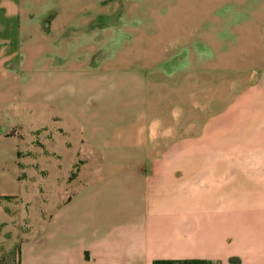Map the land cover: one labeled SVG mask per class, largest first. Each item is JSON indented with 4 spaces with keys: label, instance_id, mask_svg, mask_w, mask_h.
I'll return each instance as SVG.
<instances>
[{
    "label": "crops",
    "instance_id": "crops-1",
    "mask_svg": "<svg viewBox=\"0 0 264 264\" xmlns=\"http://www.w3.org/2000/svg\"><path fill=\"white\" fill-rule=\"evenodd\" d=\"M209 1L211 5L197 6L201 0H188L183 7L157 12L158 23L152 26L157 34L150 40L151 27L133 25V18L116 27L102 22L110 18L109 8H94L103 16L97 23L93 18L80 22L73 5L57 9L51 21H38L36 11L27 6L29 0H0V196L20 191V143L13 131L32 109L65 118L67 126L78 128L93 154L102 159L96 177L22 246L21 264H153L192 259L264 264V171L258 177L264 169V7L245 9L248 0L203 3ZM135 11L128 13L137 17ZM240 14L247 16L245 23L239 24ZM242 40L250 49L241 54L235 43ZM222 60L255 63L252 75L242 82L247 92L228 107L234 113L244 106L255 112V119L247 120L248 134L239 135L240 120H231L227 129L229 121L215 116L199 119L198 131L191 135L180 128L185 119L173 118L165 154L160 155L150 146L155 135L148 121L149 71L164 63L168 67L194 64L196 70L174 66L170 75H183L184 92L186 78L190 85L196 82L201 92L207 71L218 70L205 64ZM144 62L150 64L144 68ZM230 67L238 69L234 64ZM235 85L238 79L232 81ZM203 104L198 101L194 108L206 110ZM217 123L226 128L219 129ZM207 145L216 151H235L227 156L230 190L214 174L215 201H188L187 193L205 197V180L191 177L187 164L178 166L176 161ZM163 162L168 200L151 201L149 194L159 187ZM245 163L249 169L243 167ZM146 167L157 176L143 180ZM181 170L188 178L177 185L174 181ZM244 183L253 197L240 201Z\"/></svg>",
    "mask_w": 264,
    "mask_h": 264
},
{
    "label": "rangeland",
    "instance_id": "rangeland-1",
    "mask_svg": "<svg viewBox=\"0 0 264 264\" xmlns=\"http://www.w3.org/2000/svg\"><path fill=\"white\" fill-rule=\"evenodd\" d=\"M187 1L29 0L27 6L32 11H36L38 21L45 19L51 21L57 9L62 11L73 5L77 6L79 10L80 22L87 18H93L95 23L102 21L100 18L103 16L98 14L94 8H109L111 16L110 18L105 17L102 22L116 27L120 22H128L133 18L131 21L133 25L144 24L151 27L148 29L151 40L153 35L157 34L152 27L158 23L155 14L159 11L183 7L187 5ZM200 3L212 4L210 1L203 3L201 0L195 5L199 6ZM243 6L252 11L259 10L264 7V0H248ZM132 8L136 10L137 17L128 13ZM246 18L245 14H240L239 24L245 23ZM228 37L229 34L224 33V38L228 39ZM235 46L241 54L250 49L247 41L243 40L235 43ZM51 57L54 59V55ZM51 64L54 66V62ZM149 64V62H144V68ZM233 64L238 66L237 70L231 69L230 66ZM254 64L247 60H239L235 63L228 60L216 63L207 62L205 68L216 65L218 70L207 71L206 83H201V88H203L201 92L196 82L189 84V78H186L188 87L187 91L184 92L183 75L180 73L170 75L174 66L179 67L176 69H183L184 66L186 69L196 70L194 64L179 62L175 63L173 67H168L164 63L149 71L148 121L152 125L153 135H155L154 142L150 143L151 148L157 150L160 155L165 154L167 148L166 135L167 131L172 129L171 121L173 118L185 119V122H182L184 125L180 128H185L186 132L191 133V135L197 133L198 124L196 122L200 121L199 119L215 116L229 121L226 125L227 129H229L231 120H238V122L240 120L242 123L238 126L239 135L248 134L246 132L247 120L255 119V112L244 106L243 109L234 113L228 107L231 102L241 101L247 92V90L244 91L242 82H246L248 76L255 69ZM256 64L260 66L263 63ZM35 65L36 69L40 66L39 63H35ZM236 79H238V85L233 87L232 81L236 82ZM198 101L204 103L203 105L206 104L208 108L206 110L194 108ZM261 101L264 102V99L262 98ZM67 124L65 118L56 117L53 111H47L45 115L43 110L32 109L25 113L22 124L14 128L13 134L19 138L20 143L17 165L21 188L15 195L0 196V264H21L22 246L36 237L62 204L71 201L86 183L96 177V167L101 165L102 159L93 154L79 129L68 127ZM216 125L222 130L226 128L220 123ZM224 144L227 145L229 142L226 140ZM249 148L247 147L245 150H250ZM229 149L216 151L207 145L201 151L187 154L185 158L176 161L178 166H182L183 163L187 164L193 173L190 175L191 177L193 176L196 180H205V197L187 193L185 198L188 201H215V193L212 192L213 186L211 184L214 174L217 178L222 179L224 189L229 192L232 173L230 169L231 159H228L227 156L235 153ZM160 160L165 161V157L160 158ZM161 166L158 171L159 187L151 190V195L148 193L151 201L168 200L166 179L164 178L167 174L165 162ZM178 166L177 168H180ZM243 167L249 169V165L246 163ZM263 171L264 169L260 170L258 177L263 176ZM144 172L143 180L147 177L152 179L153 176H157V173H154L149 167H146ZM163 175L164 177H162ZM98 177L100 178V175ZM187 178L188 174L181 170L177 173L174 182L181 185ZM97 180L98 178L93 183ZM243 180L245 183L248 182L246 177H243ZM245 185L241 186L240 201H247L253 197L250 186ZM223 192L225 194V191ZM181 197V195L176 196L178 199H182ZM113 198L111 197V201ZM226 198H228L227 201H230L229 195Z\"/></svg>",
    "mask_w": 264,
    "mask_h": 264
},
{
    "label": "trees",
    "instance_id": "trees-1",
    "mask_svg": "<svg viewBox=\"0 0 264 264\" xmlns=\"http://www.w3.org/2000/svg\"><path fill=\"white\" fill-rule=\"evenodd\" d=\"M153 264H210L204 260H157Z\"/></svg>",
    "mask_w": 264,
    "mask_h": 264
},
{
    "label": "bare ground",
    "instance_id": "bare-ground-1",
    "mask_svg": "<svg viewBox=\"0 0 264 264\" xmlns=\"http://www.w3.org/2000/svg\"><path fill=\"white\" fill-rule=\"evenodd\" d=\"M162 131V130H161Z\"/></svg>",
    "mask_w": 264,
    "mask_h": 264
}]
</instances>
